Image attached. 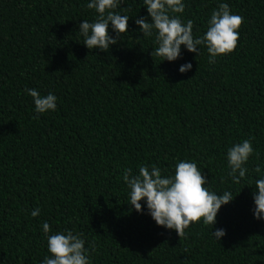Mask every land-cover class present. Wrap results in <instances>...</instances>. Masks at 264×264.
Listing matches in <instances>:
<instances>
[{
  "label": "trees",
  "instance_id": "trees-1",
  "mask_svg": "<svg viewBox=\"0 0 264 264\" xmlns=\"http://www.w3.org/2000/svg\"><path fill=\"white\" fill-rule=\"evenodd\" d=\"M87 2L0 0V264H41L45 221L50 234H82L91 264H264V219L253 212L255 168L264 171V0H184L177 15L194 37L220 3L243 18L237 48L214 64L204 46L154 58V37L135 23L151 20L143 0L116 9L131 17L117 44L90 50L77 32L98 15ZM26 88L55 94L57 110L37 114ZM245 139L254 153L236 184L227 150ZM178 159L234 197L213 229L193 223L182 238L135 211L123 180L142 165L172 175Z\"/></svg>",
  "mask_w": 264,
  "mask_h": 264
},
{
  "label": "clouds",
  "instance_id": "clouds-1",
  "mask_svg": "<svg viewBox=\"0 0 264 264\" xmlns=\"http://www.w3.org/2000/svg\"><path fill=\"white\" fill-rule=\"evenodd\" d=\"M123 0H88L87 8L98 14L94 21L83 20L78 25V34L83 37V44L90 50L108 51L110 46L117 44L118 39L128 32L131 17L116 11ZM148 16L137 18L135 23L143 37L153 38L156 45L152 56L162 61L174 62L182 56V46L189 52L200 54L201 47L207 48L208 62L216 63L217 57L233 52L238 46L239 29L243 18L234 14L227 3H220L207 21V31L203 35H193V22H184L180 15L185 11L184 0H143ZM116 35H111L109 29ZM191 62L180 65L179 72L185 73L192 69ZM25 92L32 98L37 114L57 110L58 97L52 92L41 94L35 88H26ZM254 153L251 140L245 139L235 143L227 150L228 175L233 183L239 184L246 176L250 157ZM255 172L261 178L254 184L253 192L256 219H264V171L257 165ZM123 180L128 187L127 202L135 211L152 217L158 226L175 230L182 238L193 223L201 222L212 229L217 222V215L223 205L231 202L234 197L231 191L217 193L209 188L207 177L202 175L197 163L193 160H177L174 174L162 175V169L156 165H142L138 174L131 168L124 169ZM207 185V186H206ZM143 201V204L141 203ZM33 217L40 215L37 208L31 212ZM46 237L47 251L41 264H91L90 248H86V240L82 234L72 230L52 232L50 224L45 221L41 225ZM226 230L217 228L212 235L220 241Z\"/></svg>",
  "mask_w": 264,
  "mask_h": 264
}]
</instances>
